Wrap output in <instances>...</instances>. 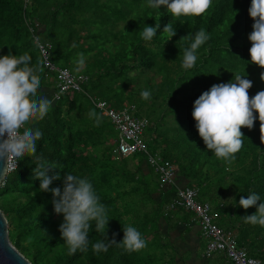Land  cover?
I'll return each mask as SVG.
<instances>
[{
    "label": "trees",
    "instance_id": "obj_1",
    "mask_svg": "<svg viewBox=\"0 0 264 264\" xmlns=\"http://www.w3.org/2000/svg\"><path fill=\"white\" fill-rule=\"evenodd\" d=\"M137 0H0V56L7 55L9 51L12 54L21 55L28 53L31 57V65H36L37 62L42 63V57L39 52V46L34 41V36H38L40 42H50L52 47L51 60L57 66V61H62L64 68H68L72 73L81 74L83 73L87 80L81 84V89H70V91L62 93L60 97L55 100V93L57 87H54V81L57 80L56 73L52 74L49 78L44 76L43 72L40 73L42 77L41 81V94L46 95L48 98L53 100V106L48 115L40 121H35L34 126L38 127L43 132L42 139L37 141V153L34 156L25 157L20 160L18 167L9 172L6 179L0 187V208L5 213L9 225V237L10 240L21 250L27 257L30 258L33 264H170L165 259L166 251L168 247L167 240H161L158 244V248L153 251L141 250L139 252H126L123 248L113 245L109 250L104 253L101 252L99 255L95 254L92 250V243L98 240H103L107 234L109 239L112 238L113 234L116 233V240L121 241L123 239V225H128L131 219H136L137 212L133 209L126 210L125 204L123 208L125 211L131 213V215H121L117 210L114 209V204L121 202L128 195L143 194L148 196L147 187L141 190L139 186L132 184L129 188L125 187L126 179L132 177L133 180H141V175L144 173L149 174L151 171L154 174V180L156 183L160 178V173L155 171L154 167L149 165L148 171L140 167L137 171L131 172L126 167V164L118 166L113 159V143L117 139L116 146L121 141V132L118 127L112 122L113 127L106 130L109 136L104 137L101 124L97 126L95 119L89 118V112L92 109L103 111L104 115L109 118L104 109L98 107L97 102L106 101L112 91L118 92V85L121 84L123 88L130 83V80L123 76L117 77L112 81L110 87L105 86V82L102 81L104 67L94 70L92 74L88 70L79 69L72 71L69 68V57L75 56V47L80 42L79 38H76V34L79 33L83 20L87 21L86 14L87 10L94 16H106V19L114 20L113 24L118 21H125L124 29H119L112 25L111 27L98 24L99 28L95 30L94 37H100L103 33L107 34L109 41L118 42H132L138 43V49L141 51V42L145 43L150 48L148 41H143L141 37V28L145 25H149L147 22L144 24V16L151 15L152 9L147 7L145 10H141V7L136 3ZM249 2L243 1L240 3L243 9V16H249ZM101 9L102 13L98 14L97 10ZM210 11L213 15L210 22L207 23L204 18V14L199 17L184 18L183 24H178V30L181 37H186L189 34L194 38L195 33L201 28L205 29L214 40L211 38L202 47H210V52H205L204 55L198 57V61L201 62L203 67L210 68L211 62L216 60V56L219 53L227 51L224 45L237 44L239 36L236 41L233 40L231 33L244 34L245 32H239L236 28H239L242 24L243 28L247 23L246 19L235 23L232 28H222V22L224 20V12L220 9L217 0H214L213 5L210 7ZM134 18H130V17ZM168 15H164L159 22L161 28L159 32H163V27L166 25V19ZM135 19L139 26L135 25ZM85 21L83 23H85ZM156 22V21H155ZM185 27L188 28L185 31ZM216 29V30H215ZM137 32L136 34L134 33ZM251 30L249 34L252 32ZM131 35V36H130ZM181 37L171 41L166 46V57L173 55H179L180 49L177 52V48L183 43L185 46H190L191 41L188 39L181 40ZM221 39V41H219ZM222 44V45H221ZM75 45V47H74ZM113 47V46H112ZM169 47L172 48V56L169 52ZM100 54L104 56V64L110 63L106 59V50L100 48ZM83 53L88 55V51L82 50ZM142 52V51H141ZM241 62L248 61L246 55L239 50L235 51ZM145 52L143 51V54ZM141 55L146 61V57ZM40 55V56H39ZM77 55V54H76ZM41 57V58H40ZM106 61V63H105ZM73 65V68L77 69V65ZM213 65V64H212ZM59 66V65H58ZM215 66V65H213ZM110 68L118 71V73L124 72L122 68H118L111 65ZM178 68V67H176ZM77 71V72H76ZM176 73V70H174ZM196 74L192 71H185L179 77L180 83L175 85L177 81L173 83L168 82L167 87H176V96L181 94L185 98L180 102H171L169 104V111L175 113L177 126L170 128L171 132L162 127L163 115H160L156 121H150L151 125L144 127V135L152 133V138L149 139L147 136L146 142L149 144L157 143V140H153V137H160L163 142L167 145L162 150V154L159 153L160 157L172 165L174 169H177L178 174L183 178L190 181L191 178L196 174L201 176L194 181L197 184L203 183L204 178L212 179L213 175H217V170L222 169L220 167L228 168L230 165L223 163L219 166L215 162V157L212 155L210 158L209 154L201 156L198 154L194 159L188 158L191 150L187 147H181L182 141L189 139L193 140L191 144H201L202 138L195 127L196 121L192 117L191 113L193 110L194 101L204 92L207 91L198 82ZM203 77V76H201ZM49 79V83L45 80ZM200 79V78H199ZM187 88L181 89V85ZM52 85V86H51ZM179 86V87H178ZM178 87V88H177ZM107 88V89H106ZM54 89V92H53ZM106 90V92H105ZM122 97V93L120 92ZM131 101H133V94L128 93ZM133 97V98H132ZM119 103L118 106H113L112 103L106 104L109 107L117 108L121 110L127 109L129 113L132 111L139 118H146L141 115L142 111H137L136 103L130 105H123L122 101L114 97ZM112 99V97H111ZM133 103V102H132ZM182 106V107H179ZM180 108H184L183 115L180 114ZM189 108V113L186 109ZM138 110H140L138 108ZM110 119V118H109ZM107 127V125H104ZM189 126L195 128L191 132V136L183 135L180 131L186 129ZM180 128V129H178ZM158 135H157V133ZM110 137H115L114 140L110 141ZM254 141H258V145L254 144ZM185 144V143H184ZM206 148L204 142L202 143ZM156 145V144H155ZM250 149L253 151L254 164L256 159L262 161L261 167H256L251 178L256 177L255 189L251 192H256L261 196L262 201L264 200V140L261 137L254 138L252 141H247ZM102 146V147H101ZM152 148H155L152 146ZM207 149V148H206ZM247 150V149H246ZM211 152V151H210ZM43 153V156L49 164L54 165L52 171L58 172L61 176V180L54 181L50 187H62L63 177L66 173H72L81 177L87 176L94 187L97 190L98 195L101 197V202L106 204L108 207L109 224L108 231L106 229L104 234L97 233L95 231V225H92V229L89 234L90 244L86 253L77 251L74 255L67 253H60L61 249L65 247V242L59 231V225L63 222V215H57L54 212L52 204L53 195L51 192H42L40 190V181L36 179L33 170L36 168V156ZM115 153H117L115 151ZM262 153V154H261ZM141 152H135L130 156L120 155L121 160H128L132 157L139 156ZM193 155V154H192ZM243 155V151L238 154ZM249 157V154H245ZM239 159V156H237ZM203 160V161H202ZM252 160V159H250ZM235 161V162H236ZM196 162L200 165L196 166ZM210 163L212 166L208 170V174L204 173L205 163ZM201 169V172L198 170ZM117 172V173H116ZM200 173V174H199ZM117 175V178H114ZM178 175V176H179ZM205 176V177H204ZM179 178V177H178ZM250 178V179H251ZM252 181V180H251ZM193 183V181H191ZM146 185V184H145ZM161 191L159 184L156 186V191ZM149 192V191H148ZM152 196H148V201H152L153 204L163 203L157 202ZM144 197V196H143ZM142 197V198H143ZM140 198V199H142ZM146 198H143V200ZM129 207L130 204L128 203ZM148 215V214H147ZM146 216V215H145ZM128 217V218H127ZM157 221V220H156ZM155 221V223H156ZM154 223V224H155ZM146 224V222H145ZM143 225V223H142ZM133 226V225H132ZM139 229L138 226H135ZM159 233L155 227L152 226L148 236H143L148 243V237L151 234ZM169 239V237H168ZM155 242V240H153ZM172 247H174L172 245ZM146 249V248H145ZM169 252V249L168 251ZM253 254V253H251ZM177 258L173 259L175 264H178ZM170 261V259H169ZM172 264V263H171Z\"/></svg>",
    "mask_w": 264,
    "mask_h": 264
},
{
    "label": "rangeland",
    "instance_id": "obj_2",
    "mask_svg": "<svg viewBox=\"0 0 264 264\" xmlns=\"http://www.w3.org/2000/svg\"><path fill=\"white\" fill-rule=\"evenodd\" d=\"M246 0H217V4H219V7L224 12V20H220L222 22V28H232V26L241 21L242 17L243 19L247 20V23L245 25V28H243L242 24L239 28H236L240 33L245 32L244 34H236L231 33V36L233 40L236 41L237 37L239 36V40L237 44H227L222 47H224L227 51L223 53H219V55L216 56V60L214 62H211L210 68L203 67L204 65H201V62L196 61V64L193 68L188 69V71H192L194 74H196L197 79L201 87H204L206 90H209L213 84H219V83H227L229 81H232L234 79V75H242L246 78L250 79L253 82V87L249 89V95L254 96L258 91L264 90V80L260 79L261 72H264V68L259 67L258 65H255L251 63V56L249 49L251 48V41L248 39L249 32L253 30L252 25L254 23L253 19L250 17V15L243 16V9L240 5L241 2ZM250 0H247L249 2ZM214 2V0H213ZM212 2V5H213ZM136 3L141 7V10H145L148 6V0H137ZM251 6V2L249 4V7ZM98 14L102 13L101 9L97 10ZM164 15H168V18L166 19V24L169 22L172 23L174 29H176L177 35L173 37L171 40L167 41L166 38L162 37L163 32H157L156 36L151 40L148 41L150 44V48L146 46L145 43L141 42V51L138 49V43H132L127 41L125 42H118V41H109V37H107L106 33H103L100 37H94L95 36V30L99 28L98 24H102L108 27H111L114 25L117 28L124 29V25L127 24L125 21H118V23L113 24L114 20L106 19V16H94L87 10L86 19L83 20L85 23L82 22L81 28L79 33L76 34V38L80 39V42L75 47V56L69 57V62H67L69 65V68L74 71L77 70L73 68V65H77L76 61L78 60V53H83L82 50L88 51V55L85 53V64L83 67L79 68L81 70H88L90 74L93 73L94 70H98L101 66L105 69L103 70V76L102 81L105 82L106 87H110L112 84V81L115 79V75L117 77L123 76L124 78H127L130 80V83L125 88L121 86V84L118 85V92L112 91L110 95L106 94L108 99L106 101L108 103H112L113 106H118L119 103L116 99L113 98L117 97L122 101L123 105H136L137 111L139 114V111L141 112V115L143 117H146L149 121H156V119L159 118L160 115H163L164 119L162 120V127L169 132H171L170 128L172 126H179L176 121L175 113L169 111L166 112L167 109H169V104L171 102H180L183 101L185 97L181 94H176V87H167L168 82L173 83L174 81H177L175 84L180 83L179 77L182 73H184L185 70L182 67V59H183V50L187 46H185L183 43H181V46L177 48V52L182 49L179 53V55H173L172 56V48L169 47V52L172 56L166 57V46L168 43H170L173 40H178L181 35L178 30V24H183L184 18L181 17L179 19H173L171 14L168 13L167 9L163 6L160 9H152L151 15H145L144 16V24L147 22L150 23V26L155 27L156 22L159 23ZM213 15V12L210 11V8L206 11L204 18L207 23L210 22V19ZM131 19L134 18L133 16L130 17ZM156 21V22H155ZM135 25L139 26L137 20L135 19ZM142 27L141 29H143ZM188 28L185 27V31H187ZM216 30V29H215ZM142 31V30H141ZM136 34L137 32L134 31ZM131 36V35H130ZM211 40H214L213 36H211ZM144 41V39H143ZM221 41V39L219 40ZM222 45V44H221ZM113 46V47H112ZM189 47V46H188ZM100 48H103V50H106L105 58L110 61L111 65H114L118 68H122L124 72L118 73V71L110 68V63L104 64V56L100 54ZM236 50H239L240 52L244 53L246 57L249 59L247 62L240 61L238 54L235 52ZM143 51L145 52L143 54ZM210 52V47H200L197 51V55L202 56L204 53ZM144 55L146 57V61L141 55ZM40 56V55H39ZM41 58V57H40ZM42 61V60H41ZM57 64L59 66H63L62 61H57ZM215 66H213V65ZM78 66V65H77ZM178 67V68H176ZM176 70V73L174 72ZM80 70H78L77 73ZM203 76V77H201ZM200 78V79H199ZM46 83H49V79L45 80ZM54 87L56 86L57 82L54 81ZM52 86V85H51ZM188 85H181V89H185V87ZM179 87V86H178ZM177 87V88H178ZM107 89V88H106ZM144 90H148L151 93V97L148 100H145L141 97V93ZM106 92V90H105ZM120 92L122 93V97L120 96ZM128 93L133 94V101H131L130 97L128 96ZM112 97V99H111ZM133 102V103H132ZM182 107V106H179ZM138 108L140 110H138ZM95 110L97 114L101 116V121L104 123V125H107L105 127L103 124H101L102 130L104 134V137H108L109 134L106 133V130L113 127V124L111 120L104 115L103 111ZM118 111H121L120 107H117ZM133 112V111H132ZM180 114L183 115L184 108H180L179 110ZM186 112L189 113V108L186 109ZM134 113V112H133ZM135 114V113H134ZM258 116V113L256 114ZM139 118V117H138ZM142 119V118H141ZM180 129V128H178ZM195 130L194 127L189 126L186 129H182L180 132L183 133V135L191 136V132ZM241 131L244 133V143L241 148V150L236 154V157L239 156V159L237 161L233 162L228 168L226 167H220L222 169L217 170V175H213L211 182L205 183L208 178H204V182L199 184L200 189V199L208 200L213 208V216L215 221L223 226L226 229H229L231 232H233L239 242L241 244H244L247 246V248L253 253L254 256L261 259L262 264H264V227H261L259 225H252L250 223H245V221L242 219L245 215H251L254 214L257 211V208L250 207L247 210H245L243 207L239 205V200L241 196H244L247 198V195L251 193L253 189H255V180L256 177H252L256 167H261L262 161L260 159L255 160L254 164V156L253 151L250 149L249 145H247V141H252L254 138L261 137V130H260V121L257 119L255 122L254 127L250 130L246 127L242 128ZM149 130L147 131V136L152 138V133L148 135ZM156 132V131H155ZM157 133V132H156ZM159 133V132H158ZM157 133V135H158ZM115 137H110V141L114 140ZM153 140H157V143L155 144H149L147 143L148 153L141 152L139 156L132 157L128 160H121L120 154L117 152L115 153V146L117 139L111 143L113 145V153L115 155H112L113 159H115V163L118 166H122L126 164V167L131 172H135L139 169L140 164L143 165L147 161L148 162L149 155H152L154 158L158 159V154H162L163 148H165L167 145L163 142V140L157 136L153 137ZM193 140L189 139L185 141H182L181 147H187L190 148L191 153L188 158L194 159L195 156L200 154L201 156L205 154H209L210 158L212 155L215 157L214 153L209 151L208 149L204 148V145L201 143L197 144H191L190 142ZM185 143V144H184ZM254 144L258 145V141H254ZM152 146L156 147L152 148ZM206 146V145H205ZM102 147V146H101ZM247 149V150H246ZM243 151V155H238ZM249 154V157H247L245 154ZM262 154V153H261ZM252 159V160H250ZM203 161V160H202ZM215 162L217 165L222 166L223 161L222 159H217L215 157ZM200 163L196 162V166H199ZM144 166V165H143ZM142 166V168H143ZM146 169V166H144ZM212 166L210 163H205L204 173L208 174V170ZM201 172V169L198 170ZM117 173V172H116ZM200 174V173H199ZM179 175V174H178ZM201 176H198V174L194 175L193 178L197 179ZM205 177V176H204ZM114 178H117V175H114ZM191 178L190 181H194V179ZM251 178V179H250ZM128 182L124 183L126 188H129L130 185L135 184L139 186L141 190L145 189V186L147 187V190L149 192H156V186L157 183L154 180V174L151 171L149 174L144 173V175H141V180H133L132 177L126 179ZM252 180V181H251ZM187 181V185L194 186L192 182ZM146 184V185H145ZM211 184H217L219 186V190L227 189L224 196H221L222 199L220 200L224 205H219L213 201L211 198L210 193V186ZM174 186H171L169 189L170 191H173ZM131 189V188H129ZM148 196H152L149 192ZM254 191V190H253ZM133 191H131V195H128L124 200L121 202H118L114 204V209L118 211L121 215H131L130 212L125 211L123 208V205L125 204V209L130 210L133 209L137 212L136 219L128 218L130 221L129 224L133 226H138L139 231L142 233V236H148L150 233V229L152 226H154L155 221L157 218L160 217H168L169 215H165V213H169L175 209L176 213L186 216H191L192 213L188 211L181 210L183 208L176 207L173 202V197L168 200L165 203L159 204H153L152 201H148V196H145L143 194L140 195V192L138 194H133ZM144 196V197H143ZM146 198L143 200V198ZM215 197V196H214ZM213 197V198H214ZM142 198V199H140ZM166 199V196L165 198ZM216 199H218L216 197ZM264 201V200H263ZM130 204V207L128 205ZM148 214V215H147ZM146 215V216H145ZM171 217V216H170ZM146 222V224H145ZM143 223V225H142ZM199 223V222H198ZM163 230V229H162ZM201 231V230H200ZM169 237V239H168ZM148 243L149 246L146 247L145 252H148L149 250L153 251L154 249L158 248V244L161 240H167L166 242L168 244V247L165 249L166 256L165 259L167 262H170V264H175L173 262V259L177 258L178 255H185L186 253L179 251V242L175 239V234H167L166 232H160L158 235L156 233L151 234L148 237ZM155 240V242H153ZM13 243V241L11 240ZM65 243V242H63ZM14 244V243H13ZM208 244V239L205 238V240H202V245L199 246L200 248V254H205L206 247ZM15 245V244H14ZM172 245L174 247H172ZM16 246V245H15ZM169 249V252H167ZM253 250V251H252ZM21 251V250H19ZM204 251V252H203ZM22 252V251H21ZM67 253L68 248L65 245L60 251V253ZM23 253V252H22ZM217 253V252H216ZM24 254V253H23ZM25 255V254H24ZM216 254L213 253L211 256H215ZM218 255V254H217ZM26 256V255H25ZM206 256V254H205ZM27 257V256H26ZM212 257L211 264H214V258ZM222 257V256H219ZM29 260L30 258L27 257ZM170 259V261H169ZM31 261V260H30ZM222 264H226L224 261V258L222 257L220 260ZM181 263V261L179 260ZM32 263V261H31ZM33 264V263H32Z\"/></svg>",
    "mask_w": 264,
    "mask_h": 264
},
{
    "label": "clouds",
    "instance_id": "obj_3",
    "mask_svg": "<svg viewBox=\"0 0 264 264\" xmlns=\"http://www.w3.org/2000/svg\"><path fill=\"white\" fill-rule=\"evenodd\" d=\"M212 2L213 0H148L147 6L153 9H160L163 6L173 19H179L201 16L211 7ZM248 11L254 21L253 31L248 36L252 45L249 49L251 63L264 68V0H251ZM160 28L161 25L157 22L155 27L145 25L140 33L141 37L145 41H151ZM176 35V29L171 22L163 27L162 37L167 41ZM210 38V34L203 28L195 33L194 38L191 34L181 37V40L191 41L190 46L183 50L182 67L185 70L195 66L198 49ZM78 57L77 70L85 64L84 54L78 53ZM42 72V63L38 61L36 65H31V57L28 53L14 55L9 51L7 55L0 56V161L4 165L0 167V175H2L0 181L7 174L10 162L17 163L37 153V141L42 139L43 132L34 126V122L43 120L53 106V100L41 94L40 73ZM260 79L264 80V72H261ZM252 87L253 82L250 79L237 74L232 81L213 84L194 101L191 115L196 121L195 127L199 136L206 148L212 151L217 159H222L228 165L236 160V154L243 146L242 128L251 130L258 119L262 133L261 140H264V90L250 96L249 89ZM141 97L145 100L150 99V91H142ZM88 115L89 118L95 119L99 126L101 116L95 110L90 111ZM144 119L150 126L151 122L147 118ZM145 139L147 140L144 135ZM145 143L147 146L148 142ZM145 153H148V148ZM144 165L149 166L147 161ZM54 168L56 167L47 162L43 153L36 156V168L33 173L40 181V190L52 193L54 212L63 215L59 231L68 248V254L74 255L77 251L86 253L90 244L89 234L92 225H95L97 233L104 234L106 229L108 231L110 220L108 207L101 202V197L87 176L81 177L68 172L63 177L62 187H50L54 181L61 180L58 172L49 175ZM174 171V183L161 186V178H159L157 184L160 185L161 191H167L171 186L177 185L178 171L177 169ZM184 187L196 186L185 184L178 189ZM198 190L200 196V189ZM239 205L245 210L255 206L257 211L243 216L242 219L245 223L264 227V201L258 193L251 192L247 198L241 196ZM123 233L121 241L116 240L115 237L118 235L116 233L111 239L106 234L103 240L92 243L93 252L97 255L101 252L106 253L113 245L129 253L139 252L147 247L146 239L135 226L123 225Z\"/></svg>",
    "mask_w": 264,
    "mask_h": 264
},
{
    "label": "built area",
    "instance_id": "obj_4",
    "mask_svg": "<svg viewBox=\"0 0 264 264\" xmlns=\"http://www.w3.org/2000/svg\"><path fill=\"white\" fill-rule=\"evenodd\" d=\"M34 41L39 46V52L42 57V63L45 69L44 76L49 78L56 73L57 92L55 100L62 93L70 89H81V84L87 80V77L81 74L72 73L68 68L56 66L51 60L50 42H40L38 36H34ZM54 92V89H53ZM98 107L105 110L110 120L119 128L121 132V141L115 151L122 156H129L135 152H147V146L144 140V127L147 126V120L138 118L133 112L129 113L127 109L118 111L117 108L109 107L106 101L97 102ZM149 162L154 169L160 173L161 186L174 183L175 169L163 159L149 156ZM20 161L9 163L8 172L14 171ZM176 207L180 206L195 214L198 220L201 232L208 239L206 247V256L213 253H223L232 264H262L260 258L252 255L249 250L239 243L236 235L230 230L219 225L212 214L211 204L199 199V190L196 187H184L178 189L174 199Z\"/></svg>",
    "mask_w": 264,
    "mask_h": 264
},
{
    "label": "crops",
    "instance_id": "obj_5",
    "mask_svg": "<svg viewBox=\"0 0 264 264\" xmlns=\"http://www.w3.org/2000/svg\"><path fill=\"white\" fill-rule=\"evenodd\" d=\"M144 166H143V169H145ZM145 170H147V173H149L147 166ZM178 177L179 179L177 181V185L172 187L174 188L173 191H170L171 189L170 188L167 190L168 192L160 191L159 189L158 191L153 192V198L158 203L161 202L162 199L165 198V196H166V199L163 201V203L170 200L174 196L176 190L179 187H182L183 185L187 184L188 183L187 181H189L183 178L181 175H179ZM208 181L211 182L210 179L208 178V180L205 183H207ZM192 184L196 186L197 188L199 187V184H197V181H193ZM226 190L227 189L225 188L220 191L219 186L217 184H211L210 193H211V198L213 199V201H215V203L219 205H224L220 200L222 199L221 196L225 195ZM216 197L218 199H216ZM176 210L178 209L173 210L172 213L171 212L165 213V215H169L168 217L157 218V221L154 224L156 231L158 233L166 232L167 234H175V239L177 242H179V251H181V253L183 252L186 253L185 255H178V259H177L178 264H211L210 259H212L213 256L206 257L204 253L200 254L199 246L202 245V240L203 239L205 240V237L202 235L200 231L201 228L198 223V220L195 219V215L193 213L191 216L181 215V214L176 213ZM181 210H184V209H181ZM215 254L216 255L213 257L215 259L213 261L214 264H222V262L218 261L222 257L224 258V261L226 264H232L223 253H215ZM219 256H222V257H219ZM179 260L181 261V263L179 262Z\"/></svg>",
    "mask_w": 264,
    "mask_h": 264
},
{
    "label": "water",
    "instance_id": "obj_6",
    "mask_svg": "<svg viewBox=\"0 0 264 264\" xmlns=\"http://www.w3.org/2000/svg\"><path fill=\"white\" fill-rule=\"evenodd\" d=\"M3 162L0 161V167H3ZM3 180L0 181V187ZM2 179V175H0ZM9 225L5 213L0 208V264H32L31 261L11 242L9 237Z\"/></svg>",
    "mask_w": 264,
    "mask_h": 264
}]
</instances>
